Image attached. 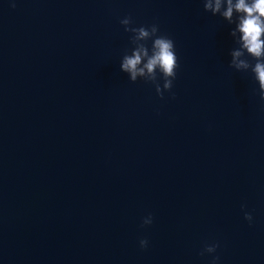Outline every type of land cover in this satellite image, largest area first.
Segmentation results:
<instances>
[{"label":"water","instance_id":"1","mask_svg":"<svg viewBox=\"0 0 264 264\" xmlns=\"http://www.w3.org/2000/svg\"><path fill=\"white\" fill-rule=\"evenodd\" d=\"M14 2L0 0V264H210L212 243L219 264H264V102L228 66L230 27L202 0ZM124 17L174 40L163 98L119 70Z\"/></svg>","mask_w":264,"mask_h":264},{"label":"clouds","instance_id":"2","mask_svg":"<svg viewBox=\"0 0 264 264\" xmlns=\"http://www.w3.org/2000/svg\"><path fill=\"white\" fill-rule=\"evenodd\" d=\"M203 10L213 17H219L229 27V37L235 47L228 53L229 68L236 72L251 70L258 86L259 99L264 102V0H202ZM12 7L15 2L12 0ZM125 33H130L135 50L130 55H124L119 70L127 74L128 79L135 83L137 78L145 82H163V89L157 84L155 93L163 98L164 92H169L176 79L178 56L174 40L160 33L159 25L136 27L130 17L120 20ZM150 42V43H149ZM244 211V206L241 208ZM244 220L253 222L250 212L244 211ZM153 216L148 214L141 221V228L151 226ZM139 248L149 245L147 239L138 241ZM218 244L206 245L200 255L211 257L210 264H219V256L215 255Z\"/></svg>","mask_w":264,"mask_h":264}]
</instances>
